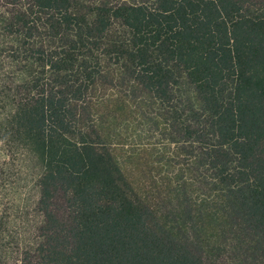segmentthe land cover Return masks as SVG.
<instances>
[{"label":"trees","instance_id":"16d2710c","mask_svg":"<svg viewBox=\"0 0 264 264\" xmlns=\"http://www.w3.org/2000/svg\"><path fill=\"white\" fill-rule=\"evenodd\" d=\"M127 83L167 132V222L98 127ZM260 263L264 0H0V264Z\"/></svg>","mask_w":264,"mask_h":264},{"label":"rangeland","instance_id":"374dc122","mask_svg":"<svg viewBox=\"0 0 264 264\" xmlns=\"http://www.w3.org/2000/svg\"><path fill=\"white\" fill-rule=\"evenodd\" d=\"M247 1L253 4L263 0ZM184 89V92L189 93L188 87ZM115 90H119V95L111 99L115 102L114 105L111 103L109 108L103 107L107 104L97 107L98 127L126 174L133 182L136 180L135 186L143 184V187H148L144 191L146 200L158 215V220L167 222L168 218L172 219V215L168 214L172 205L167 192L156 189V185L165 172H172L174 169L173 166H164L169 159L161 161L164 158L162 155L151 153V150L162 149L166 142L163 134L167 132L158 119L159 108L149 95L128 83ZM162 154L165 158L174 159L172 165L184 158L183 154L173 157L167 150ZM159 162L162 164H158Z\"/></svg>","mask_w":264,"mask_h":264}]
</instances>
